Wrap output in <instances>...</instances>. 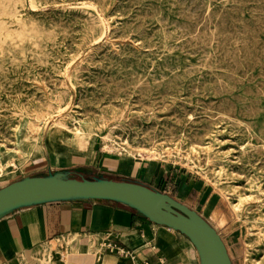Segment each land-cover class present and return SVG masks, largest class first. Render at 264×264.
Wrapping results in <instances>:
<instances>
[{"label":"rangeland","instance_id":"rangeland-1","mask_svg":"<svg viewBox=\"0 0 264 264\" xmlns=\"http://www.w3.org/2000/svg\"><path fill=\"white\" fill-rule=\"evenodd\" d=\"M75 120L97 134L86 154L124 158L114 140L208 184L233 264H264V0H0V160L17 165L0 186Z\"/></svg>","mask_w":264,"mask_h":264},{"label":"crops","instance_id":"crops-1","mask_svg":"<svg viewBox=\"0 0 264 264\" xmlns=\"http://www.w3.org/2000/svg\"><path fill=\"white\" fill-rule=\"evenodd\" d=\"M96 145L86 154L66 145L56 151L46 144V159L22 179L40 176L49 170H70L76 176L104 174L120 181L138 182L195 210L221 235L212 216L209 218L200 209L213 197L208 184L199 186L188 176L184 180L182 167L108 156L103 150L96 151ZM77 170L83 171L77 173ZM19 180L0 186V189ZM110 243L133 251L136 258L132 260L107 252L105 246ZM45 252L51 254L54 264H67L69 257L71 264H144L145 261L149 264H200L196 248L185 235L156 225L116 203L42 205L0 220V264H38Z\"/></svg>","mask_w":264,"mask_h":264},{"label":"water","instance_id":"water-1","mask_svg":"<svg viewBox=\"0 0 264 264\" xmlns=\"http://www.w3.org/2000/svg\"><path fill=\"white\" fill-rule=\"evenodd\" d=\"M74 202L120 204L185 235L196 248L200 264H233L221 235L206 219L172 196L138 182L102 176L73 178L70 170H49L0 189V220L42 205Z\"/></svg>","mask_w":264,"mask_h":264},{"label":"bare ground","instance_id":"bare-ground-1","mask_svg":"<svg viewBox=\"0 0 264 264\" xmlns=\"http://www.w3.org/2000/svg\"><path fill=\"white\" fill-rule=\"evenodd\" d=\"M174 2V1H173ZM205 2V1H204ZM178 4V3H177ZM151 6V5H150ZM87 7V6H86ZM93 7V6H92ZM91 8V7H90ZM33 9V8H32ZM96 9V8H95ZM209 12V11H208ZM210 14V13H209ZM100 15V14H99ZM101 18V17H100ZM162 18V17H161ZM104 19V18H103ZM86 22H87V20H86ZM107 24V23H106ZM94 25V24H93ZM105 27V26H104ZM161 28H162V26H161ZM163 29V28H162ZM164 30V29H163ZM106 31V30H105ZM104 31V32H105ZM85 32V31H84ZM87 33V32H86ZM106 35V34H105ZM249 37V36H248ZM168 39V38H167ZM86 41V40H85ZM99 41H101V40H99ZM186 41V40H185ZM202 42V41H201ZM209 43V42H208ZM242 43V42H241ZM220 44V43H219ZM232 44V43H231ZM240 44V43H239ZM238 44V45H239ZM237 45V46H238ZM249 45V44H248ZM248 45H247V47H248ZM237 46H236V48H237ZM244 46V45H243ZM245 46H246V44H245ZM218 48H219V46H218ZM177 49V48H176ZM199 49V48H198ZM238 49V48H237ZM183 50H184V48H183ZM196 50V49H195ZM247 50V49H246ZM249 50V49H248ZM218 51V50H217ZM239 51V50H238ZM252 51H254V50H252ZM256 51V50H255ZM246 52H248V51H246ZM257 52V51H256ZM189 53V52H188ZM218 53H219V51H218ZM217 53V54H218ZM239 53V52H238ZM216 54V53H215ZM225 54V53H224ZM232 54V53H231ZM236 54V53H235ZM242 54V53H241ZM229 54H227V56H228ZM250 55V54H249ZM248 55V56H249ZM263 55V54H262ZM211 56V55H210ZM234 57H236V56H234ZM242 57V56H241ZM261 58V57H260ZM241 59V58H240ZM161 60V59H160ZM211 60V59H210ZM225 61H226V58H225ZM258 61V60H257ZM201 62V61H200ZM210 62V61H209ZM208 62V63H209ZM236 62V61H235ZM255 62H256V60H255ZM240 63H241V61H240ZM70 67V66H69ZM73 67V66H72ZM191 67V66H190ZM259 67V66H258ZM71 68V67H70ZM196 69V68H195ZM199 69V68H198ZM209 69H211L210 67H209ZM193 70V69H192ZM189 71V70H188ZM245 71V70H244ZM68 72V71H67ZM79 72V71H78ZM82 72V71H81ZM179 72V71H178ZM67 74V73H66ZM77 74H79V73H77ZM190 76V75H189ZM67 77V76H66ZM78 77V76H77ZM203 77V76H202ZM222 77V76H221ZM223 78V77H222ZM241 80V79H240ZM67 81V80H66ZM141 81V80H140ZM164 82V81H163ZM65 83V82H64ZM216 83V82H215ZM222 83V82H221ZM220 84V83H219ZM223 84V83H222ZM221 84V85H222ZM147 85H150V84H147ZM65 86V85H64ZM67 86V85H66ZM144 86V85H143ZM160 86V85H159ZM55 87V86H54ZM140 87H141V84H140ZM45 88V87H44ZM71 88V87H70ZM62 89V88H61ZM68 89V88H67ZM219 90V89H218ZM51 91V90H50ZM221 91V90H220ZM75 92V91H74ZM228 92V91H227ZM252 92V91H251ZM57 93V92H56ZM45 95V94H44ZM67 95V94H66ZM230 95V94H229ZM72 98V97H71ZM66 99V98H65ZM47 100V99H46ZM98 100V99H97ZM50 104V103H49ZM60 104V103H59ZM224 106V105H223ZM222 106V107H223ZM232 106V105H231ZM40 107H41V105H40ZM58 107V106H57ZM89 107V106H88ZM221 107V108H222ZM228 107H229V105H228ZM220 108V109H221ZM50 109V108H49ZM52 109V108H51ZM233 109V108H232ZM249 110V109H248ZM253 110V109H252ZM232 111V110H231ZM259 111V110H258ZM220 112V111H219ZM222 113V112H221ZM247 113H249V112H247ZM27 114V113H26ZM108 114V113H107ZM119 114V113H118ZM230 114H231V112H230ZM233 114V113H232ZM252 114H253V112H252ZM41 115V114H40ZM221 115V114H220ZM38 116V115H37ZM127 116V115H126ZM18 117V116H17ZM105 117V116H104ZM108 117V116H107ZM117 117V116H116ZM122 117V116H121ZM121 117H119V118H121ZM222 117V116H221ZM231 117V116H230ZM5 118V117H4ZM38 118V117H37ZM40 118V117H39ZM226 118V117H225ZM6 119V118H5ZM57 119V118H56ZM104 120V119H103ZM106 120H107V118H106ZM45 121H46V119H45ZM75 121H77V120H75ZM119 121V120H118ZM107 122V121H106ZM231 122V121H230ZM234 122V121H233ZM19 123V122H18ZM104 124V123H103ZM117 125V124H116ZM241 125H242V123H241ZM128 126V125H127ZM105 127V126H104ZM33 129H34V131H33V133L36 135V139L37 140H39V136H40V133H41V130H42V127L41 126H39V125H35V126H33ZM29 130V129H28ZM158 130V129H157ZM107 133V132H106ZM124 133V132H123ZM156 134V133H155ZM97 134H94L93 132H88L85 128H84V125H83V123L82 122H80V121H77L75 124H74V127L73 128H70V127H68L66 124H65V122H58L55 126H54V128H53V130H52V132H51V134L49 135V137L47 138V144L50 146V148H52V150H56V151H58L59 150V145H67V144H69V145H75L76 147H77V149H78V151H80V152H82V153H85L86 152V150L88 149V147H89V145L91 144V141L93 140V138H94V136H96ZM2 137V136H1ZM103 137V136H102ZM212 139V138H211ZM112 141V139H111V137H110V135H108V136H105L104 137V141H105V145L106 144H108V142L109 141ZM120 140V139H119ZM27 141V140H26ZM152 141V140H151ZM60 142H62L63 144H58V143H60ZM98 142V141H97ZM67 143V144H66ZM113 143H115V145H116V148H114V151H116L117 153H120V154H122V155H124L125 157H127V158H130V157H134V152L131 150V149H129V148H127V147H123V146H121V144H119V143H117L116 141H114L113 140ZM128 144V143H127ZM63 147V146H62ZM128 147H129V145H128ZM181 147H182V145H181ZM40 148H43V146H42V144H41V147ZM108 148V147H107ZM252 148V147H251ZM257 148V147H256ZM262 148H264V147H262ZM241 149V148H240ZM259 149V148H258ZM113 150V149H112ZM261 150V149H260ZM259 150V151H260ZM107 151V150H106ZM137 151V150H136ZM258 151V150H257ZM15 156H18V155H20L21 154V150H14V151H11ZM111 152V151H110ZM179 152V151H178ZM142 153V152H141ZM180 153V152H179ZM259 153V152H258ZM257 153V154H258ZM25 154L26 155H29L30 153L29 152H25ZM111 154V153H110ZM13 155V156H14ZM248 155V154H247ZM14 156V157H15ZM189 156V155H188ZM145 157H147V156H145ZM143 158V157H142ZM136 159V158H135ZM96 161V160H95ZM10 164V166L11 167H14V168H16L17 167V165L15 164V162L12 160V161H9V160H7V159H1L0 160V176H3V174H4V171H5V169H6V167L8 166ZM13 168V169H14ZM213 175V174H212ZM240 203H243V200L241 199L240 200ZM235 209L236 210H240L241 209V205H239V206H236L235 207ZM68 236V235H67ZM95 239V238H94ZM60 242V241H59ZM89 242H90V240H89ZM62 243V242H61ZM63 245V244H62ZM67 245V244H66ZM61 246V245H60ZM94 246V245H93ZM70 256V255H69ZM75 256V255H74ZM82 256V255H81ZM24 264V263H23ZM38 264H54L53 262H52V258H51V254L49 253V252H45L44 254H42V256L40 257V259H39V263ZM67 264H71L70 263V257H69V259L67 260ZM105 264V263H104Z\"/></svg>","mask_w":264,"mask_h":264},{"label":"built area","instance_id":"built-area-1","mask_svg":"<svg viewBox=\"0 0 264 264\" xmlns=\"http://www.w3.org/2000/svg\"><path fill=\"white\" fill-rule=\"evenodd\" d=\"M105 249L109 253H113V254L121 255V256H124V257H127V258H131L132 260H134L136 258V255H135V253L133 251L126 250V249L120 247L116 243L107 244L105 246ZM144 264H149V263L145 261Z\"/></svg>","mask_w":264,"mask_h":264},{"label":"trees","instance_id":"trees-1","mask_svg":"<svg viewBox=\"0 0 264 264\" xmlns=\"http://www.w3.org/2000/svg\"><path fill=\"white\" fill-rule=\"evenodd\" d=\"M80 171H83V170H77L76 172H77V173H80ZM80 176H84V177H86L85 175H82V174L76 176V174L72 173V177H73V178H79ZM98 176H102V177H104V178H106V179H114V178H111L110 176H106V175H104V174H99ZM92 177H94V176H89V177H86V178H92ZM114 180H116V179H114ZM148 187H149V186H148ZM149 188H151V187H149Z\"/></svg>","mask_w":264,"mask_h":264}]
</instances>
